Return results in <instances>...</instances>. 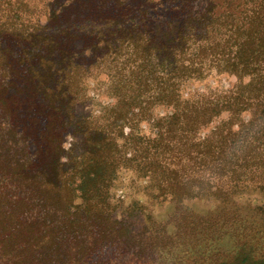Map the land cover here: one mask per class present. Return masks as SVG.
Instances as JSON below:
<instances>
[{
  "label": "trees",
  "instance_id": "16d2710c",
  "mask_svg": "<svg viewBox=\"0 0 264 264\" xmlns=\"http://www.w3.org/2000/svg\"><path fill=\"white\" fill-rule=\"evenodd\" d=\"M213 71L233 85L188 88ZM102 76L112 102L82 112ZM127 169L181 206L264 195V0H0V264L166 251L114 216ZM224 210L171 237L264 246V218Z\"/></svg>",
  "mask_w": 264,
  "mask_h": 264
},
{
  "label": "rangeland",
  "instance_id": "374dc122",
  "mask_svg": "<svg viewBox=\"0 0 264 264\" xmlns=\"http://www.w3.org/2000/svg\"><path fill=\"white\" fill-rule=\"evenodd\" d=\"M101 79L100 87L95 83H90L89 95L93 99L89 105L82 109V112L97 110L101 105L112 102L106 92L109 81L105 76H102ZM233 82L232 78L226 75L219 76L216 71H213L202 80L188 83V88L191 91L203 92L212 88H230ZM157 112L164 113L162 109ZM144 128L146 127L144 126ZM157 193L154 189L149 188L148 181L141 179L133 169L123 170L110 191L111 200L118 206L114 216L119 221L130 222L131 231L140 234L141 238L143 235L145 237L152 236L153 246L161 249L166 248L165 250L168 251L159 250L157 255L150 256L149 248L147 247V250L143 248L140 251L141 256L145 254L143 258L130 264H247V262L264 264L262 262L264 261V250L258 249V247L264 248V246L256 245L253 242L245 244L229 238L219 239L214 245L220 249L221 254L213 257L207 253L213 247L215 248L213 243H205L206 241L199 239L188 241L179 240L175 236L171 237L179 231V219L190 218L196 222V225L204 224L206 221L216 220L220 217L222 214L220 211L224 210V207L226 208L224 212L236 210L242 217L256 221L262 220L264 211H259L258 207H264L261 204L264 203V195L252 192L243 193L244 196L238 205L235 203L221 205L213 197H202L185 201L181 206L171 198L164 197V199ZM221 226V223L215 222V228H212L211 231L218 232ZM183 231L184 229L179 233L181 234ZM198 231L199 229H194L191 232L197 234ZM163 234L169 236L167 244L162 241ZM195 246L198 247L195 249ZM140 247L141 245L133 247V249L139 251ZM194 250L197 252H193Z\"/></svg>",
  "mask_w": 264,
  "mask_h": 264
}]
</instances>
